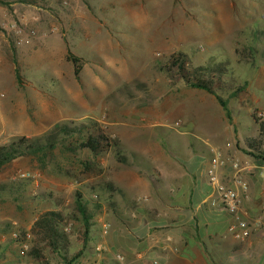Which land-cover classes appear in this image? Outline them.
<instances>
[{"label":"rangeland","instance_id":"rangeland-1","mask_svg":"<svg viewBox=\"0 0 264 264\" xmlns=\"http://www.w3.org/2000/svg\"><path fill=\"white\" fill-rule=\"evenodd\" d=\"M179 52L192 67L226 64L219 94L228 100L230 117L213 95L169 78V60ZM68 54L82 59L79 79ZM257 118H264V0H40L0 6V145L41 137L59 123L83 126L77 136L82 144L101 130L111 145L57 150L44 169L35 159H22L0 172V226H7L0 228V264H42L28 255L36 239L22 231L42 211L70 213L77 192L94 216L90 240L73 264H127L113 232L122 235L125 221H140V205L147 201L139 194L145 181L129 176L135 170L141 179L151 174L160 163V146L184 171L197 175L204 156L215 174L220 167L239 173L245 163L239 159L255 152L246 142L258 135ZM172 141L183 145L173 149ZM85 161L93 164L88 173ZM215 177L210 182L222 200L219 186L229 188ZM123 189L137 195L125 196ZM80 227L70 219L62 225L70 236L68 252L58 255L39 245L46 264H65L63 255L80 250Z\"/></svg>","mask_w":264,"mask_h":264},{"label":"crops","instance_id":"crops-1","mask_svg":"<svg viewBox=\"0 0 264 264\" xmlns=\"http://www.w3.org/2000/svg\"><path fill=\"white\" fill-rule=\"evenodd\" d=\"M168 143L173 149L183 145ZM162 147L156 152L160 163L151 174L141 179L134 169L129 176L132 181H145V191L139 194L147 201L140 205L144 207L140 221H125L122 235L113 232L115 244L127 255L126 263L264 264V163L247 155L239 159L245 161L241 172L217 170L221 184L236 192L237 207L231 212L222 203L217 184L210 182V164L204 156L199 158L205 167L196 175L184 171L181 161ZM123 192L130 198L137 195ZM147 214L154 216L148 219ZM240 220L258 228L257 233L239 238Z\"/></svg>","mask_w":264,"mask_h":264},{"label":"trees","instance_id":"trees-1","mask_svg":"<svg viewBox=\"0 0 264 264\" xmlns=\"http://www.w3.org/2000/svg\"><path fill=\"white\" fill-rule=\"evenodd\" d=\"M40 0H0V6L9 7L12 3L18 2L20 4L38 5ZM67 60L72 63L74 75L77 79L83 69L82 59L68 54ZM251 63L255 64V54L252 52L248 56ZM189 57L184 53L173 54L167 66L168 76L172 81H182L185 86L203 90L213 95L219 104L222 106L225 113L230 117V110L228 108V100L224 99L219 91L223 89L225 82L224 77L226 73V64L219 63L214 65H206L199 67H192L189 64ZM243 88L238 89V93ZM258 135L256 138L248 139L246 145L250 149H255V152H247L252 158L264 163V118H257ZM76 126L74 128L70 124H55L49 132L38 138L21 137L15 141L0 145V172L9 165L22 159H35L41 164V169H44L47 159L59 150L60 152L77 153L85 148L91 149H105L109 148V137L101 130H97L87 143H81L77 136L81 137L82 127ZM124 161V160H123ZM92 162L85 161L84 167L86 172L92 171ZM93 210L88 207L83 200L80 192L76 193L72 211L68 214L61 210H45L38 214L34 223L28 232L22 231L23 235L30 234L35 243L31 246L28 255L33 259L47 263L46 256L39 249V245L43 244L50 248L53 252L61 255L66 252L70 246V236L62 228V225L67 220H75L81 223L80 230L76 236L78 243L81 244L79 251L70 256H62L65 264H73L79 257L82 256L83 251L90 240L91 221L93 219ZM1 229L7 226H0ZM68 252V251H67Z\"/></svg>","mask_w":264,"mask_h":264},{"label":"built area","instance_id":"built-area-1","mask_svg":"<svg viewBox=\"0 0 264 264\" xmlns=\"http://www.w3.org/2000/svg\"><path fill=\"white\" fill-rule=\"evenodd\" d=\"M214 164V169H216L217 164L215 163V160L213 161ZM234 169H238V165L234 164ZM237 170V171H238ZM209 177L211 178L212 182H216V174L213 171H209ZM219 190L222 193V203L224 206L229 209L231 212H234L237 207V202H236V192L233 190H229L224 188L223 186H219ZM237 229L238 231V236L239 238H247L252 234L257 233L258 228L255 226L248 224L246 221L240 220L237 224Z\"/></svg>","mask_w":264,"mask_h":264}]
</instances>
